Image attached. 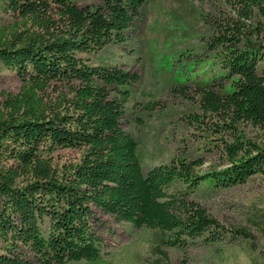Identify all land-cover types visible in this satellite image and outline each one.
<instances>
[{
	"label": "trees",
	"instance_id": "16d2710c",
	"mask_svg": "<svg viewBox=\"0 0 264 264\" xmlns=\"http://www.w3.org/2000/svg\"><path fill=\"white\" fill-rule=\"evenodd\" d=\"M146 2L0 0V63L22 82L0 101V264H98L96 209L169 232L173 246L217 240L222 226L193 194L264 174V145L235 127L264 133V0H235L230 17H205L220 81L196 92L202 110L222 117L213 128L233 132L226 165L201 171V159L179 157L147 172L123 127L139 76L85 57L122 43ZM64 149L79 158L59 164ZM176 184L184 188L171 191Z\"/></svg>",
	"mask_w": 264,
	"mask_h": 264
},
{
	"label": "rangeland",
	"instance_id": "374dc122",
	"mask_svg": "<svg viewBox=\"0 0 264 264\" xmlns=\"http://www.w3.org/2000/svg\"><path fill=\"white\" fill-rule=\"evenodd\" d=\"M234 1L147 0L122 43L85 55L91 63L102 61L139 76L130 86L123 127L138 142L146 172L179 157L201 159V171L226 165L223 142H232L233 132L213 128L222 117L202 110L196 89L220 81L219 59L205 46L211 32L205 17H230ZM21 86L18 76L0 63V101ZM235 127L264 145V133L253 124ZM79 156L77 150L64 149L56 161L69 164ZM183 188L176 184L170 190ZM192 197L222 226L217 240L173 246L169 232L137 228L96 209L93 226L102 244L98 264H264V174L226 189L202 184Z\"/></svg>",
	"mask_w": 264,
	"mask_h": 264
}]
</instances>
